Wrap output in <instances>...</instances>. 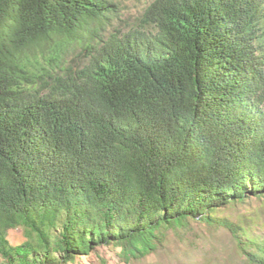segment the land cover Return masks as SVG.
Returning a JSON list of instances; mask_svg holds the SVG:
<instances>
[{"label": "trees", "instance_id": "obj_1", "mask_svg": "<svg viewBox=\"0 0 264 264\" xmlns=\"http://www.w3.org/2000/svg\"><path fill=\"white\" fill-rule=\"evenodd\" d=\"M122 11L0 0V264L139 260L192 221L264 264L255 211L227 217L264 205V0Z\"/></svg>", "mask_w": 264, "mask_h": 264}, {"label": "rangeland", "instance_id": "obj_2", "mask_svg": "<svg viewBox=\"0 0 264 264\" xmlns=\"http://www.w3.org/2000/svg\"><path fill=\"white\" fill-rule=\"evenodd\" d=\"M122 11V19L127 23L134 21L152 0H117ZM70 59L77 54L76 46L68 50ZM72 60V59H71ZM70 60V61H71ZM79 59L74 58L77 63ZM249 208L240 207L229 212L227 217L236 220L248 211H255L253 220L256 224L251 233L264 235V205L253 202ZM162 246L142 259L128 262L120 247L99 246L89 255L76 257L66 264H244L243 258L236 250L230 233L221 227L213 228L204 223L191 222L186 228L168 230ZM7 240L12 245L20 244L24 238L21 229L9 231Z\"/></svg>", "mask_w": 264, "mask_h": 264}]
</instances>
